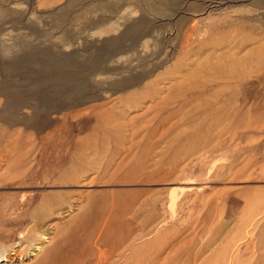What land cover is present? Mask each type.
<instances>
[{
	"label": "rangeland",
	"instance_id": "374dc122",
	"mask_svg": "<svg viewBox=\"0 0 264 264\" xmlns=\"http://www.w3.org/2000/svg\"><path fill=\"white\" fill-rule=\"evenodd\" d=\"M0 264H264V0H0Z\"/></svg>",
	"mask_w": 264,
	"mask_h": 264
},
{
	"label": "bare ground",
	"instance_id": "6f19581e",
	"mask_svg": "<svg viewBox=\"0 0 264 264\" xmlns=\"http://www.w3.org/2000/svg\"><path fill=\"white\" fill-rule=\"evenodd\" d=\"M44 215H45V214H44V213H42V215H41V216L43 217ZM35 233H36V232H35ZM28 234H29V232H28ZM29 235H30V234H29ZM25 236H27V235L25 234ZM30 237H31V236H30ZM27 238H28V237H27Z\"/></svg>",
	"mask_w": 264,
	"mask_h": 264
}]
</instances>
